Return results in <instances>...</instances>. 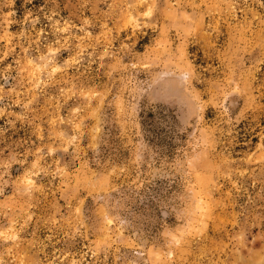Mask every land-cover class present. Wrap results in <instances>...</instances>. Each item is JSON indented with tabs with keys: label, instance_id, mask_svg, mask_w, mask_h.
<instances>
[{
	"label": "rangeland",
	"instance_id": "rangeland-1",
	"mask_svg": "<svg viewBox=\"0 0 264 264\" xmlns=\"http://www.w3.org/2000/svg\"><path fill=\"white\" fill-rule=\"evenodd\" d=\"M0 264H264V0H0Z\"/></svg>",
	"mask_w": 264,
	"mask_h": 264
}]
</instances>
